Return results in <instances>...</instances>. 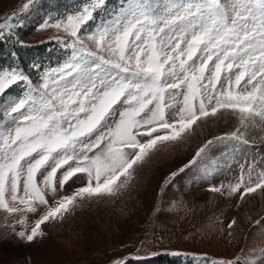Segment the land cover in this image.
Listing matches in <instances>:
<instances>
[{
    "label": "snow or ice",
    "instance_id": "obj_1",
    "mask_svg": "<svg viewBox=\"0 0 264 264\" xmlns=\"http://www.w3.org/2000/svg\"><path fill=\"white\" fill-rule=\"evenodd\" d=\"M37 2L27 0L21 12ZM105 5L90 0L74 14L49 16L38 26L72 37L56 38L72 49L62 65H31L41 73L39 84L18 66L0 68V209L35 213L37 205L47 206L30 231L17 233L27 243L45 235L42 225L63 220L85 201L116 195L135 166L160 146L182 140L198 121L229 113L241 127H264V0H123L110 19L82 37ZM18 19L13 14L0 22V41L13 38ZM15 85L23 86V95L5 100ZM216 139L240 137L233 132ZM212 143L171 172L164 185L203 161ZM259 163L241 165L237 181L226 186L229 195L244 200L264 192ZM80 175L85 183L60 195ZM224 188L209 191L223 194ZM46 191L53 194L52 205Z\"/></svg>",
    "mask_w": 264,
    "mask_h": 264
},
{
    "label": "rangeland",
    "instance_id": "obj_2",
    "mask_svg": "<svg viewBox=\"0 0 264 264\" xmlns=\"http://www.w3.org/2000/svg\"><path fill=\"white\" fill-rule=\"evenodd\" d=\"M26 2L0 0V22L19 15L13 22V37L20 40L12 52L7 46L0 49V68L19 65L39 84L41 73L31 65L42 62L43 69L62 65L72 49L57 43L56 38L70 42L72 37L62 29L38 30V26L49 16L55 20L74 14L90 0H38L22 13ZM122 3L106 0L104 8L83 27L82 37L110 19ZM86 43L96 50L91 42ZM22 95L23 86L15 85L4 99ZM233 132L240 139H216L230 137ZM209 140L213 143L206 149L205 159L164 185L169 174L177 172ZM254 160L260 161L256 171L264 168V127H241L229 113L205 118L182 140L160 146L143 164L135 166L132 179L116 195L85 201L63 220L47 222L41 226L45 235L33 243L20 239L17 233L30 231L47 206L37 205L35 213L13 214L0 209V264H146L158 255L173 256L172 252L195 261L192 264H213L220 259L264 264V192L258 190L240 200L238 195H229L226 187L237 181L241 165L247 167ZM42 179L38 174V182ZM84 183L85 177L80 175L60 195L71 194ZM221 185H225L223 194L209 191ZM46 198L50 205L54 203L50 191H46ZM21 219L24 224L19 223ZM232 220L236 224L229 229Z\"/></svg>",
    "mask_w": 264,
    "mask_h": 264
},
{
    "label": "trees",
    "instance_id": "obj_3",
    "mask_svg": "<svg viewBox=\"0 0 264 264\" xmlns=\"http://www.w3.org/2000/svg\"><path fill=\"white\" fill-rule=\"evenodd\" d=\"M18 39L19 38L13 37L12 39H5V40L0 41V49H2V47L7 46V51L12 52L16 47L20 45L19 43L20 40ZM2 61L3 59L0 57V62ZM39 64L42 66V62H40ZM16 66H19V65H16ZM194 262L190 258L188 259V257L183 258V257H176V256H166L162 254V255L155 256L154 258H151L150 262H148L147 264H192Z\"/></svg>",
    "mask_w": 264,
    "mask_h": 264
},
{
    "label": "bare ground",
    "instance_id": "obj_4",
    "mask_svg": "<svg viewBox=\"0 0 264 264\" xmlns=\"http://www.w3.org/2000/svg\"><path fill=\"white\" fill-rule=\"evenodd\" d=\"M6 244V243H5ZM10 246V245H9ZM6 247V246H5ZM8 247V246H7ZM14 247V246H13Z\"/></svg>",
    "mask_w": 264,
    "mask_h": 264
}]
</instances>
